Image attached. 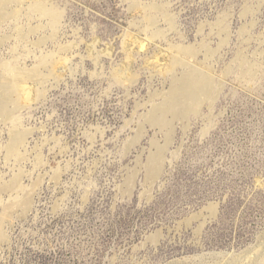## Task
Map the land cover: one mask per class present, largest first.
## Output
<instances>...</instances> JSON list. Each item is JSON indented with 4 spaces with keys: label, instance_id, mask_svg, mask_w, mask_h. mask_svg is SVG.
<instances>
[{
    "label": "rangeland",
    "instance_id": "1",
    "mask_svg": "<svg viewBox=\"0 0 264 264\" xmlns=\"http://www.w3.org/2000/svg\"><path fill=\"white\" fill-rule=\"evenodd\" d=\"M22 2L0 78H40L0 121V264H264V0ZM192 69L210 98L150 123Z\"/></svg>",
    "mask_w": 264,
    "mask_h": 264
},
{
    "label": "bare ground",
    "instance_id": "2",
    "mask_svg": "<svg viewBox=\"0 0 264 264\" xmlns=\"http://www.w3.org/2000/svg\"><path fill=\"white\" fill-rule=\"evenodd\" d=\"M11 1L12 0H0V20L4 19L7 16V14H8L7 8L9 6V4L11 3ZM17 1H19L21 3L23 0H17ZM25 1H28V0H25ZM29 1H31V0H29ZM139 2H140V0H139ZM22 3H24V2H22ZM134 3H136V2H134ZM137 4H138V2H137ZM21 9H23V8H21ZM39 10L41 13H43L45 15H50L52 17V19L54 20V22L58 21L59 13L50 12L47 9H45L43 6H39ZM20 11L22 12V10H20ZM18 12H19V10H18ZM13 16H14V14H13ZM166 18H168V20L171 22L170 17H166ZM6 19L7 18H5V20ZM150 21L153 22L154 20H150ZM141 45H142V43H141ZM177 50H178L179 54L176 56L175 60L173 61L174 65H177V64H179V62H181L180 57L182 55H187V54L194 55V53H195V50H192L189 48H179ZM182 64H183V62H182ZM18 73H20V72H18ZM31 76H35V77L38 76L37 71L36 72L33 71L27 75H24L23 73L16 74L14 79H13V77L11 78L14 81V82H12L13 84L8 83V81L7 82L2 81L0 78V92L2 93V94L0 93L2 95V99L0 101V121L2 119L11 118L12 110L11 109H10L11 111L9 110V108H8L9 104L14 103L17 105V107H19L26 101V99L28 101V98L30 96L28 93V88H27L28 86H26V82L28 83L29 79L27 80V78L31 77ZM38 77L40 78V76H38ZM34 79H36V78L33 77V80ZM211 86H212L211 80L207 75L200 74L193 69L189 70L187 72L186 77L174 86L172 91H170L168 97L164 98L163 103L161 105L157 106V108L155 107V110L148 117V121L152 124H157L158 126L160 125L164 128H168V126H169V122L167 120L168 116L173 117L171 119H175V118L184 117L187 114L194 112L196 110V108H198L203 101L205 102V100L210 98ZM19 92H22L23 97H21L22 95H20ZM16 105H14V106H16ZM12 137H13V139L11 141L12 143L10 146V153L18 154V152H19L18 150L20 149L19 147L22 146L24 136L20 133H15L14 136H12ZM160 158H161V149L158 150L157 155L154 156L150 162V169L149 170H150L151 177H156L155 175L157 174V170L159 168ZM10 214L11 213L8 211H4L3 213H0V223L2 224V222L4 223L3 220L6 221L7 218L9 219ZM1 224H0V226H1ZM1 239H3V235L0 232V240ZM1 241H3V240H1Z\"/></svg>",
    "mask_w": 264,
    "mask_h": 264
}]
</instances>
